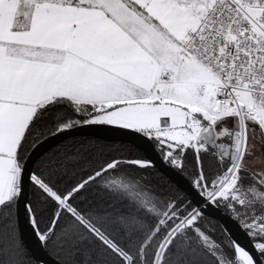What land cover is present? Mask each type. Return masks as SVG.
<instances>
[{
    "label": "snow or ice",
    "instance_id": "1",
    "mask_svg": "<svg viewBox=\"0 0 264 264\" xmlns=\"http://www.w3.org/2000/svg\"><path fill=\"white\" fill-rule=\"evenodd\" d=\"M86 126L132 151L30 167ZM22 205L54 264H264V0H0V264H29Z\"/></svg>",
    "mask_w": 264,
    "mask_h": 264
},
{
    "label": "water",
    "instance_id": "2",
    "mask_svg": "<svg viewBox=\"0 0 264 264\" xmlns=\"http://www.w3.org/2000/svg\"><path fill=\"white\" fill-rule=\"evenodd\" d=\"M72 136H92L106 141H121L131 144L130 140L127 139L121 131L115 130L109 126L78 127L77 129H74L69 135H61L55 138H50L46 142L40 144L35 149V151L32 152L30 167L33 169L34 163L41 155H43L46 151H48L61 141ZM156 168L164 176H166L174 184H176L183 192H186V190L188 189V178L185 175H183L182 173H178L167 166L161 167L159 165V162H157ZM26 196H29V188L26 191ZM20 211L21 238L30 251L31 255L38 263L39 261L37 260V257H40L45 262V264H54L56 258L51 256L46 251V249L42 248V246L37 243V238L35 237L31 226L27 222L23 205L21 206ZM208 217L216 220L222 226V228L231 229L237 236H240L242 240L245 239L236 228V226L230 220H228L227 216L222 212V210L220 212L212 210Z\"/></svg>",
    "mask_w": 264,
    "mask_h": 264
},
{
    "label": "trees",
    "instance_id": "3",
    "mask_svg": "<svg viewBox=\"0 0 264 264\" xmlns=\"http://www.w3.org/2000/svg\"><path fill=\"white\" fill-rule=\"evenodd\" d=\"M89 144L95 146L92 149L94 152L97 151L112 152V153L123 152L125 155H127L130 151H132V147H133L128 142L106 141L92 136H72L61 141L60 143H58L57 145L46 151L43 155H41L34 163L33 169L40 170L42 168H45L46 166H49L51 161L53 160L62 161L65 159L67 155L74 153L82 145L87 146ZM182 174L185 175L184 173ZM146 175H148L153 186L158 190L166 191V192H173V191L183 192L176 184H174L170 179L164 176L157 168L150 170ZM31 195H32V190H31V186H29V196ZM208 220L212 222L210 226L216 229V234L219 236L222 226L212 218L208 217ZM25 247L27 248L26 245ZM27 251L29 255V264H39L33 258L28 248ZM46 251L51 256L55 257L49 249H46Z\"/></svg>",
    "mask_w": 264,
    "mask_h": 264
}]
</instances>
